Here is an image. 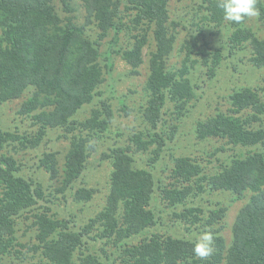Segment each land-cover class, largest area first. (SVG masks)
I'll use <instances>...</instances> for the list:
<instances>
[{"label":"trees","instance_id":"trees-1","mask_svg":"<svg viewBox=\"0 0 264 264\" xmlns=\"http://www.w3.org/2000/svg\"><path fill=\"white\" fill-rule=\"evenodd\" d=\"M73 1L0 0V108L28 95L18 114L38 127L28 133L0 128V264L13 253L19 256L17 222L30 213L36 243L28 250L42 256L34 264H264V88L248 83L234 90L227 98L231 105L227 112L219 109L197 122L199 140L225 142L228 147L222 145L215 152L231 153L214 174H206L191 157H174L169 178L176 184L170 188L156 169L135 166L136 155L151 153L148 166L152 168L164 153L172 152L184 119L202 99L192 74L200 64L214 77L224 57L222 48L208 51L207 44H201V34L191 35L182 46L181 65H169L178 37L171 25L172 0H81L84 24L76 20ZM256 6L260 14L253 18L264 23V0H257ZM201 7L203 20L231 30L230 54L249 48L253 67L264 69V37L249 23L253 18L235 25L224 20L218 0H203ZM126 31L130 42L121 46ZM151 34L154 49L149 51V75L143 89L146 126L104 154L113 171L103 210L82 226L76 218H60L52 212L43 186L25 176L13 151L36 149L49 130H63L70 146L62 172L57 152H45L39 166L52 179L60 177L63 197L68 199L69 192L75 203L90 202L96 189L79 182L95 149L91 136L100 138L115 120L114 107L103 89L105 75L114 66L113 55L138 75ZM106 42L108 49L101 52ZM119 102L126 115L133 111L124 98ZM87 105L93 107L82 120L78 115ZM170 105L173 108L167 114ZM166 115L174 122L168 130ZM156 192L169 206L186 207L177 214L178 221L181 216L200 234H213L215 252L210 258L195 257L196 236L152 231L160 221L153 205ZM204 192H229L235 200L249 196L237 213L229 242L223 226L217 227L228 207L216 203L206 212L188 206Z\"/></svg>","mask_w":264,"mask_h":264},{"label":"rangeland","instance_id":"rangeland-1","mask_svg":"<svg viewBox=\"0 0 264 264\" xmlns=\"http://www.w3.org/2000/svg\"><path fill=\"white\" fill-rule=\"evenodd\" d=\"M203 0H172L170 6L171 24L175 27L177 33V41L175 49L171 55L169 65H181L185 52L182 50L183 44L190 40L191 35L201 34V44L210 51L213 48H222L224 54L223 60L217 69L216 75L210 77L208 70L200 64L192 74L196 85L199 87V97L202 99L196 102L190 109V114L184 119L183 127L179 129V134L172 145L171 153H164L161 162L155 167L148 166V160L152 156L151 153L136 155L137 167L148 169H156L159 176L165 180L166 185L176 184L169 178L170 170L174 165L173 158L179 156H188L198 160L205 168L206 174H214L220 169V162L227 161L231 151H217L225 142L219 140H199L196 135V124L200 120H204L210 115L219 112V109L227 112L231 105L227 98L234 91L249 84L257 85L260 89L264 88V69H256L250 62L252 51L247 48L245 50H234L229 53L228 36L231 30L227 28H219L205 19V12L201 5ZM62 9V6L59 5ZM76 20L80 24L85 22V9L81 0H74ZM59 8V10H61ZM66 15V13H64ZM202 18V20H201ZM177 24V26L174 24ZM248 23V22H247ZM260 37H264V23H259L255 18L249 22ZM200 26V27H199ZM202 28V29H200ZM94 35V29L91 30ZM111 39V38H110ZM130 42V33L124 32L121 36L120 45ZM154 49V41L152 34L150 35V46L145 49L144 63L139 69V74L131 73V67L126 64L120 57L113 55V68L105 75V83L103 89L106 92L105 97L110 100L115 110V120L111 123L110 128L100 138L95 135L91 136L94 150L90 151L87 162V169L81 178L80 185L90 189H96L97 193L88 203H75L72 197L69 198V192L66 194L68 199L63 197L59 189L61 187V179H52L50 174L39 166V160L45 152H57L60 171L64 166V156L69 150L70 141L65 137V132L61 129H51L48 131L44 142L36 149H23L19 147L16 154L20 165H22L25 176L33 178L40 183L46 193V198L51 203L52 212L57 213L60 218H76L78 225L82 226L94 218L106 205L111 187V174L113 171L112 164L108 159H103L104 154L116 144L124 145L129 141V137L134 133L145 128L142 110L146 106V94L143 92L145 82L149 75V51ZM101 52L108 49L107 42L101 48ZM198 58V56H196ZM201 59V57H199ZM25 95L19 100L5 104L0 108V128L5 130H18L22 133L35 132L38 127L30 124L26 116L18 114L23 101L27 98ZM124 98L128 106L133 110L126 115L121 110L119 98ZM93 105H87L78 115L84 120L89 116ZM173 105H170L166 112L170 114ZM166 129L172 128L174 122L171 115H166ZM228 146L226 145V148ZM231 158L228 160V162ZM78 183V184H79ZM172 188V186L170 187ZM156 201L153 205L160 214L159 225L152 229L156 233L170 234L173 236L195 237L200 235L199 230L194 226H190L181 216L179 220L177 214L183 213L185 206L171 207L159 193L155 194ZM249 196L243 199L235 200L229 192H204L199 197H194L189 201L188 206L193 204L201 207L206 212L213 210L216 203L228 207L226 218L221 221L218 226H223L222 231L226 240L230 241L231 230L240 208L247 202ZM176 214V215H175ZM33 214H26L19 218L17 222V241L20 245L16 247L19 256L13 253L10 257H4L3 264H34L42 261L40 253L28 250L30 246L36 243L35 227L33 225ZM137 241V240H135Z\"/></svg>","mask_w":264,"mask_h":264},{"label":"clouds","instance_id":"clouds-1","mask_svg":"<svg viewBox=\"0 0 264 264\" xmlns=\"http://www.w3.org/2000/svg\"><path fill=\"white\" fill-rule=\"evenodd\" d=\"M257 0H218V7L223 12L225 21L241 25L247 19L257 17L259 9ZM215 252L214 236L211 232L201 233L193 244V253L196 258L207 260Z\"/></svg>","mask_w":264,"mask_h":264}]
</instances>
